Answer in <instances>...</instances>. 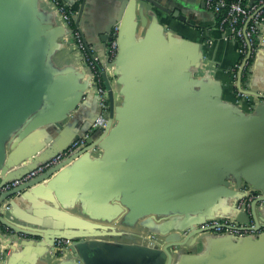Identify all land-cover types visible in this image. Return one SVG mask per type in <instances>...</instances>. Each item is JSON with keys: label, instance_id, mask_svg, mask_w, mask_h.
<instances>
[{"label": "crops", "instance_id": "0c3cea01", "mask_svg": "<svg viewBox=\"0 0 264 264\" xmlns=\"http://www.w3.org/2000/svg\"><path fill=\"white\" fill-rule=\"evenodd\" d=\"M18 1L33 7L37 31L49 45L46 104L54 105L53 116L64 118L60 126L48 122L46 107L42 125L27 137L13 134L7 154L19 145L45 160L90 133L100 105L94 93L84 91L82 61L53 8L45 0ZM63 1L98 56L106 53V33L122 23L123 81L111 79L113 132L80 173L63 170L12 202L15 224L68 236L78 245L76 261L61 263L37 245L20 249L9 264H163L165 240L174 234L185 240L189 231L181 229L212 211L206 208L191 218L174 211L183 204L181 193L221 183L211 172V159L195 160L197 152L188 147L196 132L220 135L225 173L227 167L242 168L247 183L264 186V99L239 100L232 75L238 45L224 40L203 0ZM206 75L209 81L201 79ZM251 79L244 86L264 96V54L254 60ZM138 173L145 174L139 188L135 180L130 183ZM126 179L129 193L117 197ZM175 192L180 194L174 199ZM263 257L264 247L255 242L211 240L205 247L196 242L180 248L171 264H252Z\"/></svg>", "mask_w": 264, "mask_h": 264}, {"label": "water", "instance_id": "95a60500", "mask_svg": "<svg viewBox=\"0 0 264 264\" xmlns=\"http://www.w3.org/2000/svg\"><path fill=\"white\" fill-rule=\"evenodd\" d=\"M45 2L49 4L47 0H45ZM203 3L205 5L204 1ZM222 8H224V6ZM143 9L144 7L140 8V12H143ZM33 10L34 9L31 5H26L18 0H0V186L7 181L21 178L29 171L38 167V165L47 162L60 152H63L75 139L86 135V133H84L79 137H75L64 149L45 160H41L39 156H36L37 152L29 153L27 150L23 149V146L21 147L19 145H16L11 150L9 149V155L7 154V143H11V141L13 142L11 136L17 134L19 137H27L29 131L39 128L42 125L41 121L44 118H40V113H44L46 107H48V111L50 112L49 115L51 116L48 122L60 126L61 121L64 118V115L60 114L53 116V110L55 109L54 105L51 103L46 104L49 102L46 100L47 95L49 94V82L45 64L49 53V45L45 43L39 31H37ZM53 11L58 18L54 9ZM175 16H178L181 19L178 11H176ZM215 16L216 18H219L220 15L215 14ZM143 24H145V20L143 21ZM76 26L78 27L77 23ZM115 26H118L119 28L117 35L119 48L115 61L108 63L107 68L112 71V75L116 78V83H122L123 73L120 66V58L123 53V44L120 37L122 23L118 22L117 24H114L106 33V36L103 39L107 45L106 53L101 57L104 60H109L108 44L112 39V29ZM63 28L66 30L67 34L70 35V30L64 26ZM263 54L264 52L258 55V57ZM199 68L204 69V64L200 63ZM81 70L83 73L82 82L85 86L84 91H87L89 79L83 63L81 65ZM242 72L243 69L239 73L237 89L255 97L258 101H262L264 96L257 95L253 92L251 86L248 90L242 88ZM101 75L109 97L110 120L105 130H99L93 133L86 147L75 152L51 170L21 187L4 194L0 198V206L8 196H13L17 193H20L19 195H21L29 189H33L46 181H50V179L63 170H73V172L80 173L82 166L93 160L95 158L94 155L101 151L107 138L113 132L112 125L114 118V95L111 80L106 70L101 71ZM207 76L208 75L203 76L201 79L209 81L211 78H208ZM94 94L98 98V95L96 93ZM50 98L52 97H49V100ZM94 122L90 126V132ZM220 139V135H215L210 138L203 131H199L196 132L195 140L191 142L188 141L187 143L188 147H194L197 152L195 160L200 162L202 159L201 157L205 156L211 159L209 165L211 172L214 176H218L221 179V183L214 189L211 187L207 188L203 184L198 187L195 186L194 188L190 187L187 191L181 193L183 204L178 208H175L174 211L183 213L187 215L188 218L195 215H201L200 212L206 208L212 209V211L206 214L199 223H191L188 228L181 229L183 232L189 231L185 240H182V237L178 234L171 235L165 240V245L162 246L164 253L162 256L165 258L163 264H171L174 255L179 254L180 248L191 246L196 242L200 243L203 247L210 244L211 240H226L233 243L255 242L264 247V232L256 236L245 237H237L234 235L218 236L209 232L212 230L210 228L203 229L196 227L198 224L201 226L207 220L232 219L243 225H248L253 221L255 225L254 230L260 231L264 229V186L247 183V177L249 176L242 168H239L240 171L234 170L232 167H227V173H225V153L222 152V143ZM93 148H98L96 153H93ZM18 164L20 165L17 166ZM16 166L18 168H15ZM226 177L228 178L227 181H225ZM134 180L136 181L137 188H139V183H141V185L145 183V174L138 173L137 175H131L130 183L132 184ZM123 181H125V183H122V188L120 186V189L115 192L117 197L119 195L126 196L129 193L127 192L128 180L126 179ZM246 186H251L253 188V191H251L252 195H258L251 204V215L238 208V203L248 195L245 190ZM176 194L179 195L180 192L172 194L174 199L177 198ZM13 200L11 201L9 218L5 220L0 214V223L12 231V234H8L7 232L0 230V236H2L3 240H7V245L11 250V253L7 256L5 264H9L11 257L20 249L21 251L24 249L27 250L30 246L37 245L48 248L53 252L54 258L61 263L72 261V256H75L77 253L76 248L78 245L71 242L67 257L58 259L57 256L59 251L55 248L54 243L59 239L69 240L68 236L52 235L38 231L35 232L27 228L19 227L14 223V218L12 217ZM119 201L126 205L124 200ZM244 229L248 228L245 227ZM199 235H201V237ZM252 264H264V257L258 261H253Z\"/></svg>", "mask_w": 264, "mask_h": 264}, {"label": "built area", "instance_id": "2783aa9c", "mask_svg": "<svg viewBox=\"0 0 264 264\" xmlns=\"http://www.w3.org/2000/svg\"><path fill=\"white\" fill-rule=\"evenodd\" d=\"M203 1L205 2L206 7L214 14L220 15L222 9L225 8L224 0ZM47 2L57 13L61 24L70 30V37L74 44V50L81 58L82 63L84 64L87 71V77L89 79L87 91L94 92L98 95L100 114L95 120L90 133L75 139L63 152H60L47 162L38 165V167L29 171L21 178L7 181L1 185L0 198L4 194L17 189L37 178L38 176L46 173L61 163L63 160L69 158L75 152L86 147L88 141L92 137V134L99 130H105L110 120L108 91L104 86L101 71L106 70L110 80L112 79L115 81L116 78L112 75V71L107 68V64L114 62L118 53V26H115L112 29V39L108 44L109 60H104L101 56H98L89 50L79 27L76 26V14L68 8L67 4L63 0H47ZM223 6L224 8H222ZM218 27L223 32L225 41H231L238 45V60L232 70L234 86L237 88L240 71L243 69L244 72V70L249 66L250 74L247 81L251 82L254 60L258 57V55L264 52V0H249L247 3H244L242 0H238L231 3L227 12L222 16ZM250 60H253L252 65H250ZM242 88L244 90L249 89V87L244 86L243 84ZM237 95L239 100H246L248 102L252 101L253 103L257 101L255 97L239 90L237 91ZM97 150L98 148L92 149L93 153H96ZM245 190L247 191L248 195L238 203V208L251 215V204L258 197V195L251 194V191H253L251 186H246ZM19 194L20 193H17L13 196H8L1 203L0 214L5 220L9 218L11 201ZM0 226L3 227V231L7 232L8 234H12V231L7 229L1 223ZM245 227L248 229H244ZM200 228H210L212 230L209 232L218 236L234 235L237 237H245L256 236L264 232V229L260 231L254 230L255 225L253 221H251L248 225H243L232 219L207 220L200 226ZM70 245L71 241L66 239H59L55 241L54 246L59 251L57 256L58 259L67 257ZM0 248L1 264H5L7 256L11 253V250L7 245V240H3L2 236H0Z\"/></svg>", "mask_w": 264, "mask_h": 264}, {"label": "trees", "instance_id": "16d2710c", "mask_svg": "<svg viewBox=\"0 0 264 264\" xmlns=\"http://www.w3.org/2000/svg\"><path fill=\"white\" fill-rule=\"evenodd\" d=\"M236 1H238V0H224V2H225V8L224 9H222V11L220 12V16H219V18H217V26H219V24H220V21H221V19H222V16L227 12V10H228V8H229V5L231 4V3H233V2H236ZM244 3H247V2H249V0H242ZM252 63H253V60H250V65H252ZM250 67V66H249ZM249 67H247L245 70H244V72H243V77H242V84L244 85L246 82H247V80H248V77H249V74H250V72H249ZM235 90H236V92L238 91V89L235 87ZM0 229H2L3 230V227L2 226H0Z\"/></svg>", "mask_w": 264, "mask_h": 264}]
</instances>
